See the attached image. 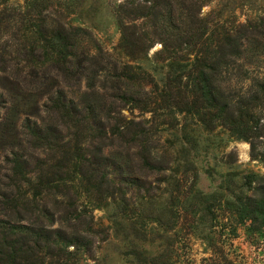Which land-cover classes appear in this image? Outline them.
<instances>
[{"label": "rangeland", "instance_id": "rangeland-1", "mask_svg": "<svg viewBox=\"0 0 264 264\" xmlns=\"http://www.w3.org/2000/svg\"><path fill=\"white\" fill-rule=\"evenodd\" d=\"M183 1L192 3L184 9L192 51L183 44L168 57L161 31L145 16L127 21L131 30L147 32L144 46H152L129 55L121 49L116 11L141 8L144 0H0V220L30 224L56 240L53 231L62 232L56 247L43 251L46 264H264V229L240 201L264 181V95L255 85L264 80V0ZM59 26L71 36L90 33L120 61L117 69L105 60L100 71L99 64L91 89L76 64L44 63L38 31ZM201 30L213 38L225 32L249 38L242 65L222 74L232 77L227 92L234 100L247 97L252 120L245 137L218 121L207 128L181 103ZM86 50L98 52L85 39L77 59ZM125 66L147 81L142 92L132 86L141 92L139 102L104 85ZM180 76L186 78L168 86ZM157 88L173 94V106ZM60 98L83 110L78 121L66 123L67 111L56 109ZM34 121L48 141L32 137ZM16 154L26 176L42 179L39 190L25 187L36 201L24 188L17 192L25 193L20 213L2 196Z\"/></svg>", "mask_w": 264, "mask_h": 264}, {"label": "trees", "instance_id": "trees-1", "mask_svg": "<svg viewBox=\"0 0 264 264\" xmlns=\"http://www.w3.org/2000/svg\"><path fill=\"white\" fill-rule=\"evenodd\" d=\"M131 1L135 2L136 0ZM147 2L149 3L148 6ZM144 3L141 8H133L130 11L120 8L116 11L118 26L121 28L123 40L121 49L123 52L129 55L135 51H146L152 46L151 43L144 46L148 38L147 32L138 33V29H135L136 25H131L133 27L132 30L128 25L127 19L133 21L140 16L148 17L152 27L161 31V51L167 54L170 53L168 57H173L174 55L170 56L171 53H174L175 49L183 44L186 47H190V51H192L194 42L191 44L193 40L186 39L185 34L188 31H193L190 30L193 27H191L190 23V13L188 11L184 12L186 7L187 10L191 9L190 5L192 3H188L189 6L183 0H144ZM125 16L126 18H124ZM76 30L85 34L88 33L84 29L78 28ZM38 32L42 37L38 41L40 43L42 42V44L40 46L38 45L36 49L41 50L44 63L50 62L55 66L64 67L66 64H76L77 68L80 67L79 70L82 71L79 75L82 77L84 75L83 78L86 79L87 88L93 89L95 88L96 82H99V72L102 70L105 60L113 64L114 70L117 69V64L120 62L116 61L117 59H114L110 53L104 52L101 46L96 44L90 33H88V36L84 35L86 38L76 33V31L71 36L67 34L66 28L63 26L48 30L46 34L41 29ZM246 36V32H225L218 38H213L204 30H201L197 34V39L201 37L202 40L197 51H195L196 54L192 68L188 72V76L192 78V83L181 99L185 111L195 114L198 120L207 128H213L215 122L218 121L230 130L240 133L243 137H245L244 135L251 128L250 124L252 119L250 116H247L248 110L246 108V101L248 100L246 96L245 98L242 95H238L237 99L234 100L236 94L232 95L227 92L231 88L232 77L230 75L229 77L222 76V74L227 70H233L234 66L242 65L240 60L249 51L247 49L249 41L246 40ZM85 39L93 42L96 48H98V52L86 50L85 54L83 53V58L77 59L78 44ZM138 45L139 48L137 47ZM73 59H76V61L73 62ZM85 61H88L87 65H84ZM99 64H102L100 71L98 68ZM127 68H131V66L122 68L124 71L121 73L115 72L112 78L104 80V85L107 84L109 87L115 86L116 91H118L117 97L121 99L129 95L131 100L139 102L141 99L139 97L144 90V86L147 85V81L140 79V74L134 72L132 69L126 71L125 69ZM184 78L186 76H180L179 78L173 77L171 80L172 83L169 82L168 86L176 81L182 82ZM77 80H80V78L77 77ZM110 82L113 86L109 85ZM185 83L187 84L186 81ZM255 83L257 88L256 93L264 95V80H257ZM154 85L155 87L157 86L156 83ZM132 86L140 88L141 92L138 89L132 90ZM98 90L100 89H96V91ZM163 90H160V88L155 89V91H158L159 96L162 97V101L166 103V106H173L175 97L171 93H163ZM69 102L70 105H67L60 98L56 101L57 106L55 105L58 111H67V114L62 113L63 117H67L66 119H68L66 121L67 124L70 121H78L80 118L79 115L83 112L81 108L75 105V100ZM87 106L92 107L90 105ZM41 127L37 121H34L30 130L34 139L44 143L48 141L45 140L48 139V136L41 135L39 131ZM57 131L55 129V133ZM12 163V174L9 176V182L5 184L8 191L4 192L2 196L5 200L8 199L9 203H14L11 209L20 213L19 208L22 206V199L25 197V193L20 198L17 192L24 188V190H27L26 197L30 198L31 195L32 200L36 201V196L29 194L31 188L28 187L26 189L25 187L32 185L33 190H36L42 179L39 178V175H36L37 181L34 182L26 176V172L23 171L24 160L22 159V155L16 154L12 159ZM60 191L61 189L58 190V193ZM240 201L243 204L244 214L248 213L247 217L251 222L253 224L259 223L260 227L264 229V181L252 194L240 199ZM42 232V230L27 223L15 226L12 221L0 220V264H46V256L43 251L46 248L56 247V241L64 237L62 236L63 233L59 230L53 231L58 237L57 240L55 236L53 238L51 235H43ZM64 246L66 247V244ZM53 264H58V261Z\"/></svg>", "mask_w": 264, "mask_h": 264}]
</instances>
